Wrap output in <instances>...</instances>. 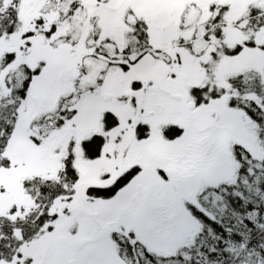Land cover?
Segmentation results:
<instances>
[{
    "label": "snow or ice",
    "instance_id": "6c2138e0",
    "mask_svg": "<svg viewBox=\"0 0 264 264\" xmlns=\"http://www.w3.org/2000/svg\"><path fill=\"white\" fill-rule=\"evenodd\" d=\"M0 264H264V0H0Z\"/></svg>",
    "mask_w": 264,
    "mask_h": 264
}]
</instances>
